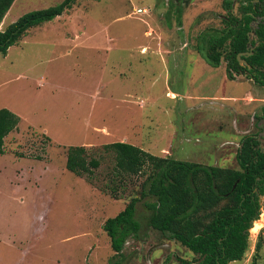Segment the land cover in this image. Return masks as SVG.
<instances>
[{
    "label": "rangeland",
    "instance_id": "374dc122",
    "mask_svg": "<svg viewBox=\"0 0 264 264\" xmlns=\"http://www.w3.org/2000/svg\"><path fill=\"white\" fill-rule=\"evenodd\" d=\"M61 1L14 0L0 29ZM170 2L176 4L76 0L0 55V109L18 118L0 155V264L195 258L146 227L142 202L135 208L138 237L128 238L119 254L101 228L137 196L144 178H115L106 145L125 142L156 157L229 169H237L243 136L264 147V86L242 74L227 79L223 60L210 67L195 50L201 33L223 27L222 0H182L179 25ZM230 14L240 15L238 0ZM75 146L98 161L89 180L64 168L66 149ZM259 205L247 250L229 264H264V195ZM23 250L29 254L17 257Z\"/></svg>",
    "mask_w": 264,
    "mask_h": 264
},
{
    "label": "trees",
    "instance_id": "16d2710c",
    "mask_svg": "<svg viewBox=\"0 0 264 264\" xmlns=\"http://www.w3.org/2000/svg\"><path fill=\"white\" fill-rule=\"evenodd\" d=\"M13 1L0 0V22ZM75 1L62 0L53 7L18 17L0 31V55H5L29 28L60 16ZM175 2H170L167 10L174 13L179 25L182 0ZM231 3L232 0H222L223 27L201 33L195 50L210 67H218L223 60L227 79L242 74L264 86V0H238V17L230 14ZM249 36L252 38L248 43ZM17 122L14 114L0 109V155L4 137L16 128ZM104 147L113 151L115 178L144 177L137 196L130 197L121 211L101 225L114 254L121 252L128 238L138 237L140 224L135 219V208L142 202L147 211L146 227L195 256L192 262L179 260L180 264H229L241 260L248 248V229L258 219L259 198L264 195V147H260L258 139L251 135L241 138L234 155L237 169L156 157L124 142ZM97 167L98 161L88 158L84 147L66 149V171L89 180ZM257 248L255 245V251Z\"/></svg>",
    "mask_w": 264,
    "mask_h": 264
},
{
    "label": "crops",
    "instance_id": "0c3cea01",
    "mask_svg": "<svg viewBox=\"0 0 264 264\" xmlns=\"http://www.w3.org/2000/svg\"><path fill=\"white\" fill-rule=\"evenodd\" d=\"M5 15H6V13H5ZM3 18H4V17H3ZM3 18H2V20H3ZM2 20H1L0 24L2 23ZM0 31H2V29H0ZM26 32H27V31H26ZM26 32H25V34H26ZM25 34H24V35H25ZM24 35H23V36H24ZM23 36H22V37H23ZM22 37H21V38H22ZM21 38H20V39H21ZM20 39H19V40H20ZM19 40H18V41H19ZM18 41H17V42H18ZM9 134H10V133H8L7 135H9ZM7 135H6V136H7ZM6 136H5V137H6ZM5 137H4V138H5ZM3 140H4V139H3ZM124 143H125V142H124ZM127 144H128V143H127ZM21 190H24V187H21ZM19 191H20V190H19ZM19 191H18V192H19ZM18 192H16V193H18ZM28 254H29V252H28L27 250H23V251H20V252H19V254H18L17 257L21 258L22 256H26V255H28ZM10 257L13 258L14 255H9V258H10ZM0 261H1V258H0ZM18 262H19V261H17V263H18Z\"/></svg>",
    "mask_w": 264,
    "mask_h": 264
},
{
    "label": "flooded vegetation",
    "instance_id": "af4514ba",
    "mask_svg": "<svg viewBox=\"0 0 264 264\" xmlns=\"http://www.w3.org/2000/svg\"><path fill=\"white\" fill-rule=\"evenodd\" d=\"M263 120V123H262V126H260V129H261V132L260 133H263L264 134V115L260 118L259 121H262ZM264 137V135H263Z\"/></svg>",
    "mask_w": 264,
    "mask_h": 264
},
{
    "label": "water",
    "instance_id": "95a60500",
    "mask_svg": "<svg viewBox=\"0 0 264 264\" xmlns=\"http://www.w3.org/2000/svg\"><path fill=\"white\" fill-rule=\"evenodd\" d=\"M249 42H250V38L248 37V43H249ZM246 55H249V53H246ZM238 57H239V55L236 56V59H237L238 63H239L240 65H242V64H243V61L240 60ZM248 243H249V240H248Z\"/></svg>",
    "mask_w": 264,
    "mask_h": 264
}]
</instances>
